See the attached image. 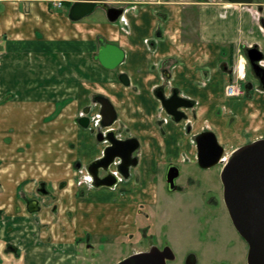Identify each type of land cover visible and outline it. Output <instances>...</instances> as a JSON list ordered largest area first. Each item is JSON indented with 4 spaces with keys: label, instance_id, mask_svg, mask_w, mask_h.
Wrapping results in <instances>:
<instances>
[{
    "label": "crops",
    "instance_id": "0c3cea01",
    "mask_svg": "<svg viewBox=\"0 0 264 264\" xmlns=\"http://www.w3.org/2000/svg\"><path fill=\"white\" fill-rule=\"evenodd\" d=\"M62 1L59 6L57 0H0V215L11 221L0 219V264L57 263L79 254L71 237L126 232L127 217L132 224L135 216L141 219L140 209L155 206L161 166L197 161L193 138L201 131L215 132L229 151L264 137V89L246 79L244 51L256 44L264 54V11H259L264 2L102 0L127 9L129 22L123 26L111 22L102 7L105 19L73 20L76 0ZM101 37L125 51L114 69L95 58ZM234 78L245 93L228 97L225 87ZM160 89L194 101L186 120L170 117ZM96 94L115 106L113 126L120 136L140 142L138 165L113 187L75 186L76 168L101 157L108 144L79 122ZM99 109L98 104L94 110ZM40 182L50 194L40 198L42 209L31 213L26 201L36 197ZM63 211L65 230L54 216ZM27 217L32 224L17 229L19 218L28 223ZM48 228L58 241L39 235L30 245L21 243L26 229Z\"/></svg>",
    "mask_w": 264,
    "mask_h": 264
},
{
    "label": "water",
    "instance_id": "95a60500",
    "mask_svg": "<svg viewBox=\"0 0 264 264\" xmlns=\"http://www.w3.org/2000/svg\"><path fill=\"white\" fill-rule=\"evenodd\" d=\"M236 4H252L254 0H228ZM102 7L106 10L108 19L115 22L123 9L108 5L100 0H76L70 9V17L80 20ZM263 10V7H260ZM264 26V17L260 19ZM100 50L95 58L106 68L114 69L125 60V51L113 42L101 37ZM254 74L259 79L264 89V54L258 45H252L246 50ZM125 74L122 79L127 83ZM167 112L176 121L186 117L183 107L189 108L194 101L183 97L177 90L170 97L164 94V90L158 91ZM94 102L100 104L102 119L97 129L96 137L99 142H108L103 155L93 160L87 169L93 178L96 187H113L119 182L117 172L123 178H129L131 168L139 163L136 153L140 147L137 137L119 138L113 125L117 120V111L111 100L103 95L96 94ZM90 112V107L86 108ZM79 122L88 127L90 117H80ZM106 128V130H103ZM197 145L198 163L203 168H209L217 164H224L221 171V179L224 187V200L234 226L249 244L248 264H264V137L247 142L233 150L226 158L225 146L219 142L215 132L210 129L201 131L195 137ZM116 165V172L111 166ZM180 167L171 164L167 172V182L171 190L175 189L176 179L180 175ZM44 186V183H42ZM42 190V188H41ZM158 250L152 248L149 251L133 253L116 264H167L165 251L161 259Z\"/></svg>",
    "mask_w": 264,
    "mask_h": 264
},
{
    "label": "rangeland",
    "instance_id": "374dc122",
    "mask_svg": "<svg viewBox=\"0 0 264 264\" xmlns=\"http://www.w3.org/2000/svg\"><path fill=\"white\" fill-rule=\"evenodd\" d=\"M261 1L264 2V0ZM262 6L264 7V5ZM105 18V10L101 7H98L92 14L84 17V20H101ZM247 62L248 75L246 76V79L259 83L256 80V76L254 75L248 59ZM97 105L98 104H95L94 102L90 105L93 111V114L91 116H94V119L97 118L98 110H94L95 106ZM188 124H191V122H188ZM92 127L93 126H89V129L93 134H95V131L92 130ZM126 133L130 134V132ZM226 152L227 154L230 152L228 148H226ZM169 165L170 163H165L161 166V178H159L160 186L158 187L157 208L154 210L155 212H157L155 213L156 216L154 217L157 221L154 230L157 233L159 232V224L160 229H162L159 239L165 238L167 236L172 246L181 256H184L185 253L190 249L199 252V258L201 260V263L203 264H205L206 262L208 264L209 259L212 258L217 259L215 260L216 264H248L249 244L238 232L225 209L221 210V228L220 230H218L217 237L213 239H211L210 235L208 234L207 237H205L204 233L201 232V224L199 222L198 213L193 210L194 207L197 206V200H199V195L201 194H205L204 198L206 199L215 198L219 199L220 202L223 200L224 188L221 179V171L223 165L217 164L209 168H203L197 161L178 162L177 165L180 167L181 173L177 178V183L183 184L185 186L186 189L184 192H181L179 190L170 191L168 189L166 185V174ZM1 168L2 159L0 158V169ZM81 178L85 181L89 180L87 179L86 172L84 170L82 171L79 170V168H76L75 186H83L82 184L84 183H79ZM89 181L91 182V180ZM50 201L55 203L54 199H51ZM73 203L75 204V206H78L79 202L75 201ZM214 207H216V205ZM57 214H59V218L57 217ZM66 214L67 213L65 211H63L62 213L57 212L54 214L56 221L55 225H59V227L57 226L58 229L60 228L61 230H65L64 227L66 226L64 225V223L66 221ZM17 218L13 219L12 222ZM0 219L4 220L5 223L11 222L8 216L5 215H0ZM23 219L24 218H19V221L17 222L19 226H17V229L22 230L24 228H28L32 224V218H30L31 220L27 219L28 223H24ZM128 219V217L127 219H125L127 220L125 225L129 224ZM142 224L143 226H145L144 221L142 222ZM47 225L51 226L50 223H47ZM57 227H54V230H56ZM43 230L44 231L33 233L31 230H29L28 232V230L26 229V231L22 233L23 238L21 243L30 245V242L38 241L40 236H43V239H46L48 235H51V239L54 241H58L60 239L57 236L58 233L53 232V229L48 228L46 230ZM16 235H18V238L14 236L13 237L16 238V240H20V233H17ZM33 235L36 236L35 239L32 238ZM118 237L120 236H114L116 240L118 239ZM130 237L131 236L128 235L121 238L118 241L120 242V246H118L117 248L112 247L105 250L104 247L93 256L89 254L87 259L82 258V245L78 244L80 249L79 254H81L80 261L77 262V255L74 253L73 258L72 256L71 258L67 256L68 260H58L57 263L53 264H115L116 262L120 261L122 257L130 255L135 248L138 249L141 247H145L151 241L150 239L141 240L139 238L132 239ZM72 239L73 237L70 238V241L72 242H70V244H72L74 247L76 246V242H81V239L79 238H75L73 240ZM228 243L230 245H228ZM102 244L104 245V243ZM44 246H47V244H45ZM52 253L53 252L49 251V254L47 256L49 259H51ZM48 258H46V260L49 262Z\"/></svg>",
    "mask_w": 264,
    "mask_h": 264
},
{
    "label": "flooded vegetation",
    "instance_id": "af4514ba",
    "mask_svg": "<svg viewBox=\"0 0 264 264\" xmlns=\"http://www.w3.org/2000/svg\"><path fill=\"white\" fill-rule=\"evenodd\" d=\"M256 80L258 82H260L258 78H256ZM173 91H175V90H172V92L169 95H167V97H170L173 94ZM193 107H194V105L192 107H189V108L184 107V109H185L184 112L186 113V119L188 118V114L186 112V109H190ZM80 163L81 162L78 161L76 164H80ZM82 166L83 165H81V167ZM167 172H168V170H167ZM166 176H167V174H166ZM166 181H167V178H166ZM42 183L43 182H40V184L38 186L37 194L35 195L36 197L28 198L26 201L27 208H28V210L31 211V213L40 211L42 209V206H43L42 202L40 201V198L42 199L44 196H48L50 194V192L47 189V185L44 184V186H42ZM166 185L170 191L179 190L181 192H184L186 189L183 184L177 183V179H176V186L177 187L175 189L171 190L169 188L168 182H166ZM91 186H93V185H91ZM41 188H42V190H41ZM204 195L205 194L199 195V200H197V202H198L197 206H195L193 210L198 213L199 222L201 224L200 225L201 232L204 233L205 237H207V234H208V235H210L211 239H213V238L217 237L218 230H220V228H221V219H222L221 210L225 209L229 216H230V214H229L227 205H226L225 200H224V191H223V200L221 202L219 201V199H215V198L206 199V198H204ZM215 205H216V207H214ZM53 207H55V209H56L57 205L54 204ZM53 207H52V209H53ZM156 208H157V201H156L155 206L150 207V205H148L146 207L145 212H143L142 209H140V212H137V214L142 213L141 219L139 218L137 220V218H136L137 216H135L132 224H131V220H130V223L125 225V227H129L126 232H123V233L120 232V233H114V234H101L97 238H95V237L93 238V235L90 233L86 234L81 239V242H83L86 246V249H81L82 258L87 259L89 254L93 256V255L97 254V252L100 249H103L104 247H105V250L107 248L109 249L112 247L117 248L118 246H120L119 245L120 242H118V241L121 238L130 235L131 236L130 238H132V239H138L139 238L141 240H145V239L151 240L147 246L141 247L138 249L135 248L131 254L137 253V252L149 251L152 248H155L158 250V252H157L158 255L161 254L163 251L166 252L165 253L166 254L165 260H166L167 264H203V263H201V260L199 258V252H197L193 249H190L185 253L184 256H181L178 254V252L172 246V244H171V242L167 236L165 238L159 239V236H161L160 232H162V229H160V224H159V232L157 233L154 230V227L156 226V222H157L154 218L156 216L155 213H157L154 211ZM138 211H139V209H138ZM230 218H231V216H230ZM143 221L145 223V226H143V224H142ZM232 223H233V221H232ZM114 236H120V237H118V239L116 240L115 239L116 237L114 238ZM81 242H79L78 244H80ZM102 243H104V245ZM228 245H230V244L228 243ZM7 248L12 252L18 251V247L13 245V244H8ZM80 255L81 254L77 255V262L80 261V257H81ZM159 256L160 257H157V258L160 260L161 257H163V256H161V255H159ZM124 258L125 257H122V259H124ZM213 259H214V261L217 260L216 258L209 259L208 264H214V263L216 264V261L214 262ZM205 264H207V262Z\"/></svg>",
    "mask_w": 264,
    "mask_h": 264
},
{
    "label": "built area",
    "instance_id": "2783aa9c",
    "mask_svg": "<svg viewBox=\"0 0 264 264\" xmlns=\"http://www.w3.org/2000/svg\"><path fill=\"white\" fill-rule=\"evenodd\" d=\"M62 2H63L62 0H57V5L59 6L62 5ZM121 22L123 26L128 25L129 21L126 15H122ZM124 28L127 29V27H124ZM225 92L227 96H240L244 93V90L238 81H234L226 86ZM100 119H101V115L98 114L97 118L95 119L96 124L99 123ZM86 177L88 178V176Z\"/></svg>",
    "mask_w": 264,
    "mask_h": 264
},
{
    "label": "trees",
    "instance_id": "16d2710c",
    "mask_svg": "<svg viewBox=\"0 0 264 264\" xmlns=\"http://www.w3.org/2000/svg\"><path fill=\"white\" fill-rule=\"evenodd\" d=\"M251 83L247 84L248 86L250 85Z\"/></svg>",
    "mask_w": 264,
    "mask_h": 264
},
{
    "label": "bare ground",
    "instance_id": "6f19581e",
    "mask_svg": "<svg viewBox=\"0 0 264 264\" xmlns=\"http://www.w3.org/2000/svg\"><path fill=\"white\" fill-rule=\"evenodd\" d=\"M243 66H244V65H243ZM241 67H242V66H241ZM241 67H240V68H241ZM242 72H244V71H242Z\"/></svg>",
    "mask_w": 264,
    "mask_h": 264
}]
</instances>
